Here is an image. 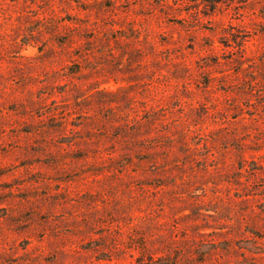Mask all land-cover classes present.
<instances>
[{
    "label": "rangeland",
    "instance_id": "1",
    "mask_svg": "<svg viewBox=\"0 0 264 264\" xmlns=\"http://www.w3.org/2000/svg\"><path fill=\"white\" fill-rule=\"evenodd\" d=\"M264 264V0H0V264Z\"/></svg>",
    "mask_w": 264,
    "mask_h": 264
},
{
    "label": "trees",
    "instance_id": "2",
    "mask_svg": "<svg viewBox=\"0 0 264 264\" xmlns=\"http://www.w3.org/2000/svg\"><path fill=\"white\" fill-rule=\"evenodd\" d=\"M160 259L165 261L163 264H174L173 260L166 257H160Z\"/></svg>",
    "mask_w": 264,
    "mask_h": 264
}]
</instances>
